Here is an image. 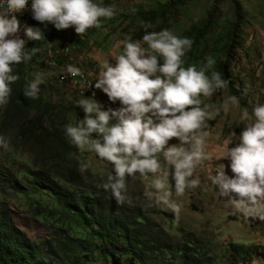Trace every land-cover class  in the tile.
Segmentation results:
<instances>
[{
    "label": "clouds",
    "instance_id": "clouds-1",
    "mask_svg": "<svg viewBox=\"0 0 264 264\" xmlns=\"http://www.w3.org/2000/svg\"><path fill=\"white\" fill-rule=\"evenodd\" d=\"M28 2L4 0L6 8L0 6V106L8 103L10 85L20 79L13 74V65L31 60L39 51L33 48L26 52V41L19 36L20 20L25 22L26 18L17 19L15 13L25 10ZM31 12L41 24H52L57 30L74 28L76 35L82 36L89 29L101 28L102 20L112 19L117 9L104 5L103 0H31ZM141 23L146 30L142 39L129 36L122 41V53L115 57L114 64L104 62L94 84L110 102L119 101L121 107L104 110L93 93L76 102L84 119L65 126L74 145L80 149L87 145L101 161L112 165L113 173L100 187L110 190L120 203L126 199L127 178L136 174L145 178L151 175L150 186L157 190L165 189L170 176L177 194L197 187L200 181L192 177L204 161L211 159L206 151L207 121L240 103L236 96H228L219 107L205 103L218 90H227L230 83L214 70L216 59L208 56L200 67L185 66L192 39L181 38L169 29L147 31L151 23ZM23 33L28 40L44 39L36 27L25 25ZM67 72L73 77L84 75L72 65L67 66ZM44 76V72L35 73L24 90L25 97L38 98ZM241 119L251 122L240 133L239 143L229 148L233 140H225L219 156V160L230 161L233 176L226 175L224 164H218L210 180L218 197L246 207L264 220V104L254 107L251 114L243 108ZM173 139L178 143L170 144ZM6 144L0 137V145ZM88 167L82 164L81 173Z\"/></svg>",
    "mask_w": 264,
    "mask_h": 264
},
{
    "label": "rangeland",
    "instance_id": "rangeland-1",
    "mask_svg": "<svg viewBox=\"0 0 264 264\" xmlns=\"http://www.w3.org/2000/svg\"><path fill=\"white\" fill-rule=\"evenodd\" d=\"M165 1L103 0L104 5L116 6V15L112 19L102 20L101 28L89 29L82 36H77L74 28L57 30L52 24H41L32 18L31 8L28 10L23 26L41 29L46 43L42 49L41 59L40 57L37 61L31 59L32 62L25 67V80L29 84L35 78V73H45V82L39 86L38 95L44 103L52 107L49 117L56 122L58 128L63 129L68 124L75 125L84 119V112L77 107L76 102L87 97L80 96L79 91L67 83V66L93 68L90 78L95 84L104 62L114 64L115 57L123 51L121 42L131 37L136 30L137 22L131 20V15L140 8L149 10ZM213 9V0L190 3L180 10L169 30L180 36L186 29L206 19ZM214 16L217 17V26L213 31L215 34L229 21L238 23L241 30V46L231 55V80L236 94L220 90L210 99H205V103L219 107L228 96H236L239 98V107L230 106L227 112L222 110L214 119L207 121L206 131L209 136L206 138V151L211 159L204 161L194 173L192 178H198L200 181L197 187L188 188L184 193L177 194L175 183L170 176L165 189L157 190L150 186L153 180L151 175L145 178L136 174L126 180V199L123 203L142 209L152 225L160 228L173 244L183 242L187 238L191 242L198 241L197 248L206 251L212 264H241L235 262L227 252L230 244L256 247L257 250L248 264H264V220L259 219L248 208L218 197L217 189L210 180L218 164H224L226 174H231L228 167L230 161L219 160V156L224 141L232 139L233 142L228 147H235L245 125L251 122L241 119L242 109L247 108L251 114L254 107L264 104V0H224L216 6ZM23 26L19 36L27 42L29 40L20 35ZM63 40L69 42L72 47L70 55L72 60L71 62L67 60L69 56L62 58L65 60L64 76L62 75L60 81L62 68L49 69L41 62L46 49L53 47L56 50ZM211 44L212 42H209V45ZM51 52L48 51V57H52L53 54L59 55L58 52ZM56 63L58 64V61L47 66L53 68L57 66ZM48 73L51 75H47ZM93 89L97 91L101 101L107 100L110 103L113 110L121 107L119 101L110 102L102 91L95 89L94 85ZM100 99L97 98L96 101L99 102ZM2 108L3 106H0V113ZM105 108L107 110L109 107L105 105ZM44 125L47 126V123ZM231 133H235V136H231ZM0 137L7 141L6 146L0 145V172L7 176H15L17 180L23 177V174L30 175L35 169L37 148L31 142L18 140L12 128ZM169 143L175 144L178 141L173 139ZM71 144L73 149L70 156L76 161L77 170L80 171L82 164L89 165L85 172L90 175L91 183L81 184L90 185L91 192L116 200L110 190L106 191L100 187L106 182L107 175L113 173L112 165L101 161L87 145L80 149L72 142ZM158 157L162 159L161 154H158ZM80 174L82 175L81 172ZM69 187L65 186L66 189ZM70 190H73V187ZM42 194L44 196L40 194L27 196L25 191L20 194L7 190L0 194V201L8 204L18 229L30 242L38 245L39 257L51 259L55 264H71L73 255L64 257L53 245L64 219L58 216V208L47 193ZM79 232L75 230V235H80ZM64 235L67 236V232ZM54 251L57 252V256ZM166 259L165 255L160 254L154 264H161ZM93 264L102 262L95 260Z\"/></svg>",
    "mask_w": 264,
    "mask_h": 264
},
{
    "label": "trees",
    "instance_id": "trees-1",
    "mask_svg": "<svg viewBox=\"0 0 264 264\" xmlns=\"http://www.w3.org/2000/svg\"><path fill=\"white\" fill-rule=\"evenodd\" d=\"M210 1L166 0L149 10L140 8L131 15V20L137 22L131 37L133 40L142 39L146 31L142 21L151 23L152 27L147 31L169 29L186 5ZM223 1L213 0L214 9L207 18L183 31L179 37L193 40L185 57V66H202L206 57H214V70L230 81L227 91L235 95L230 65L233 51L241 46V30L236 21H229L220 31L213 33L217 26L214 10ZM20 24L22 27L25 22L20 20ZM20 35H24L23 31ZM44 43L45 39L29 40L25 43V51L39 49L31 58L37 61ZM31 62L13 65V74L20 79L10 85L9 101L0 113V135L12 128L18 140L31 142L37 148L35 169L30 175L23 174L19 180L0 172V194L7 190L20 194L25 191L27 196L47 193L58 208V216L64 219L53 241L54 248L64 257L73 255L71 264H93L95 260L102 264H154L160 254L167 257L161 264H212L206 251L197 248L198 241L191 242L187 238L173 244L160 228L152 225L142 209L103 197L91 192L90 185L81 184L91 183L90 175L87 172L81 175L77 170L76 161L70 156L73 146L65 128H58L49 117L52 107L39 95L35 99L24 96L28 85L24 71ZM66 185L70 186L69 189L65 188ZM75 230L80 231V235H75ZM256 250L254 246L235 244L227 247L235 262L241 264H248ZM39 251L38 245L30 242L15 225L8 204L0 201V264H55L51 259L39 257ZM54 254L57 256L56 251Z\"/></svg>",
    "mask_w": 264,
    "mask_h": 264
},
{
    "label": "bare ground",
    "instance_id": "bare-ground-1",
    "mask_svg": "<svg viewBox=\"0 0 264 264\" xmlns=\"http://www.w3.org/2000/svg\"><path fill=\"white\" fill-rule=\"evenodd\" d=\"M4 6H6L5 4H4ZM31 8V0H29V2H28V6L25 8V10H23L22 12H20V13H15V15H16V17H17V19H23V18H26L27 16H28V10ZM22 14V15H21ZM51 46V45H50ZM52 51V52H58V50L56 49V50H54L53 49V47L52 48H48V49H46V51L44 52V54H43V57H42V63H43V65L46 67V68H49V69H56V68H62L61 69V76L59 77V80L60 81H62L61 80V77H62V75H63V70H64V63H65V60H63L62 58L63 57H68L67 58V60L69 61V62H71V57H70V55L72 54V47H71V45L69 44V42H65V55H63V54H59L58 56L57 55H55V54H53V56L52 57H48V51ZM51 52V53H52ZM70 53V54H69ZM58 54V53H57ZM70 58V59H69ZM54 59V60H53ZM58 61V64H57V66H55V67H48L47 65H52V63H54V62H57ZM61 65H62V67H61ZM77 67V66H76ZM78 68H80L81 69V71L84 73V75L83 76H75V77H73V76H71L69 73H68V82H71V79H75L77 82H79L80 83V86H81V88H83V93H81V94H79L80 96H85V97H87V98H89L90 96L89 95H91V96H93V93H95V97H94V99L95 100H97V98L98 99H100V97L98 96V93H97V91L96 90H94L93 89V81L91 80V78H90V75H91V73H93V68H88L87 66H85V67H78ZM64 76V75H63ZM67 76V75H66ZM89 93V94H88ZM99 101V100H98ZM100 104L103 106V109L104 110H106V108H105V105L106 106H108L109 108H111V105H110V103L107 101V100H102L101 101V99H100ZM108 109V108H107ZM231 172V171H230ZM226 175H228L230 178L233 176V174L231 173V174H226Z\"/></svg>",
    "mask_w": 264,
    "mask_h": 264
},
{
    "label": "built area",
    "instance_id": "built-area-1",
    "mask_svg": "<svg viewBox=\"0 0 264 264\" xmlns=\"http://www.w3.org/2000/svg\"><path fill=\"white\" fill-rule=\"evenodd\" d=\"M0 6L6 8V6H4V0H0ZM56 49L58 50L59 54L65 55V41L64 40L60 41ZM67 83L69 84L70 87H73L74 89L79 91V94L83 93V88H81L80 83L77 82L75 79H71V82H67Z\"/></svg>",
    "mask_w": 264,
    "mask_h": 264
}]
</instances>
